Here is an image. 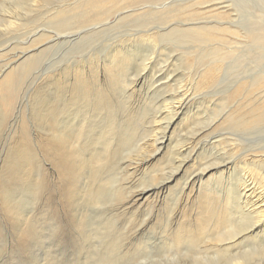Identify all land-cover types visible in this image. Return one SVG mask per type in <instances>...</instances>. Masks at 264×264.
<instances>
[{"label": "rangeland", "instance_id": "1", "mask_svg": "<svg viewBox=\"0 0 264 264\" xmlns=\"http://www.w3.org/2000/svg\"><path fill=\"white\" fill-rule=\"evenodd\" d=\"M84 1L0 0V72L6 70V74L12 71L15 74L12 86L0 90V115L2 116L0 117V264H46L43 260L45 259L44 253H46L47 247L45 241L33 240L28 245H24L14 240V237L18 234V231L14 228L15 219L5 210L7 204L3 200L4 191L2 188L5 185L3 180L13 168L10 160L21 146L24 148L22 132L26 130H29L30 138L35 140L33 147H35L36 163H33L30 168L37 171L43 167L49 173L51 188L44 190L39 188L32 202L31 199L26 198L28 196L25 194V182L20 184L18 178H11L10 185L7 187L12 188L15 186L19 194L16 195L25 196L20 201L21 209H26L29 212L28 217H35L38 220V227L41 223L46 227L53 224L52 222L60 227L65 228L66 225L69 227L66 240L70 243L72 241V245L66 248L68 245L56 243L57 248L55 246L52 248L54 252L58 249L59 252L65 251L69 262L59 260L53 262V264H88L89 262L86 261L89 252L88 246L84 245L80 238L81 230L73 224V218L71 217V213H74L73 206L63 201L65 192L59 190L57 193L55 192L54 187L59 186L56 178L57 171L50 162L44 161L42 157L39 139L41 127L40 122L36 121L40 118L38 113L41 101V76L46 72H52V74L55 72L54 74L57 76L59 72L56 71L63 70L66 72L65 79L69 81V84H64V86L71 87L75 66H78L77 71L79 73L87 70L86 74L89 75L87 78L95 86L97 85L95 82L98 81L96 76L99 75V80L103 86L102 92L104 90L103 94L107 97V106L111 108L113 113L114 111L115 113L118 112L116 114L121 118L118 119L119 117L115 116L114 121L116 120V124H121L122 121L128 122V126L130 125V129L134 132L132 134L135 141L137 140L139 144H134L137 148L132 147L127 151V155H133L136 159L134 161L137 162L132 167H129L130 160H127L123 163L124 165H121L123 168H117L119 164H115L116 161L110 163L109 168H107L108 181L119 182L117 187L122 185L121 189L130 187L128 192H134L135 195H133V201L130 200L133 207V209L130 208V212L125 209L124 212L116 213L113 212L114 208L110 203L107 205V214L112 212L114 216L108 215L110 217L116 216L111 226L116 225L121 233V237L118 238L121 239L119 240V251L122 252L119 256V263L223 264L228 259L226 255L234 257L233 255H238V252L242 255L246 250L251 251L250 255L255 259L254 263H264V223L250 237V242L238 238L236 242L238 246H236L234 252L221 256H214L212 254L214 251L211 250L201 251L202 247L206 246L205 242L207 241L205 236L200 233L198 235L202 236L201 240L197 241L193 247L195 250H200L197 256L194 252L187 251L184 243H177V237L174 240V237L170 236L171 232H176L178 236L179 230L190 232V229L195 232L196 228L204 226L206 228V225L215 227L211 222L213 219L208 217L209 212H203L201 205L206 206L205 198L215 193L216 190L210 187L222 183H224V186L229 185L231 178L239 173L248 172L250 175L249 180L252 177L253 183L257 185L258 192L254 195V201L258 200L259 195H264L263 172L251 165V156L264 155L261 152L264 149V120L261 122V126V123L248 127L239 125L241 121H247L249 118L246 116L249 114L248 109L255 104L262 103V98H264V90L252 87L250 80H248L250 77L260 75V71H264V45L261 46V49L256 47L252 50L249 49L250 46L246 48L243 44L238 43V40H242L233 33L235 31L240 33L241 29L244 30H241L244 33L254 25L253 28H255L252 29L255 30L254 34L258 33L259 35V31L262 30V39L254 41L251 39L252 44L254 42L258 45L259 42L264 44V27L262 28L264 22L256 21L259 12L254 9L259 7L256 6L257 4L264 3V0H252L250 4H248L249 0H125L126 2L119 1L116 5L107 6V9L100 15L101 17L95 19L96 21L87 24L75 22L76 24L74 23L69 28L65 27L62 30L58 22L53 20V12L60 6L61 9H75ZM252 3L253 5H251ZM222 7L228 9L224 10ZM224 11H227L228 14L223 17L221 13H224ZM248 11L257 14L256 19L249 16ZM74 13L78 14L77 11H72V14ZM7 20H13L19 26L10 28ZM230 26L236 29L232 28L231 33L218 34L217 29H225ZM204 27L217 28L213 30L214 32L212 31L214 39H212V36L208 37L207 34L203 33L198 39L191 36L188 39L189 41L182 40L180 34H172L169 39L162 40V36L171 33L173 30L191 32ZM238 28L240 30H237ZM163 29H168V32H162ZM144 32L155 33L154 41L150 40L153 42L152 45L149 42L142 41L147 40V38L142 39L143 35H148ZM157 32H159V35H157ZM198 33H202V30ZM56 34L67 37L66 39L70 41L60 43L58 46L53 45L55 48L50 47L49 44L51 51L46 50L48 42ZM71 35L73 37H70ZM253 37L255 36L253 35ZM129 49L133 52L136 51L137 57L127 63L131 71L125 75L128 77L134 74L140 77L135 78L138 82L134 89L125 90L128 84L118 86L119 83L114 82V79L118 80L119 78L116 77L115 70L117 71V69L111 68V59L115 55H118V58L123 57L126 55L125 51ZM24 52L30 53L23 60L13 64L17 55ZM218 52L221 54H218ZM146 53L150 55L153 63L144 72L145 67L144 64L142 65V60ZM213 53L218 58L215 59L217 56ZM106 55L107 60L104 62L105 64H102V59H105ZM13 57L14 59H12ZM89 62L92 65H89ZM86 67L87 69H85ZM94 68L98 74H96ZM163 72H165V79L159 81ZM207 74H211V76ZM19 75L21 77L18 79ZM110 75L114 79L111 78V80ZM129 78H132V76ZM62 83H64L63 79ZM162 85L165 86L166 94L162 89L164 88ZM242 85L244 86L242 87ZM71 88L75 89V87ZM237 90L238 92H236ZM178 91H181L187 97L184 104L185 109L166 133L165 143L153 147L151 141L154 140V136H157V134H162L163 129L161 128H164L167 123L166 120L162 119L165 117L164 115L159 117L161 113L158 111L165 112V106L172 102L170 96L176 95ZM9 93L14 94L12 105L15 106V110L13 108V115L5 118L6 121L3 123L4 113L2 112L6 109V104H9L7 97ZM165 99L169 103H164ZM123 118L125 119L123 120ZM107 119L108 124L110 120L108 117ZM155 119L156 123H154ZM30 121L36 125L33 127L31 123V125L29 124ZM140 149L143 151H140ZM180 150L183 153L181 156H177L181 153ZM129 151L130 153H128ZM22 153H24L25 160L23 156L19 155L15 158V162L26 161L25 150ZM9 156H11L10 160ZM180 157H190V161L184 165L180 174L176 175L175 173L174 176L176 177L172 182L166 181V191L160 197H156L157 194L151 192L152 194L148 193L144 198H140L139 194L143 190L149 188L151 190L153 185L169 178L170 172L172 173L178 166L176 161L178 162L177 159L181 160ZM256 162L258 167L264 169V164ZM133 167L138 168L135 171ZM163 169L166 170L167 177L165 175L160 177L158 171ZM206 169L208 170L207 173H204L205 175L202 173V178L198 183L184 193L176 213L172 215L174 213L172 211L175 209L171 202L174 192L180 189L186 178H194L193 175H198ZM34 180L39 182L38 178ZM219 187L224 188L222 185H219ZM208 189L211 192H208ZM117 190L118 194L123 192L121 196L126 195V191H121L118 188ZM52 192H54V195ZM49 193H52V196H50L52 208L48 210L45 209L44 201L42 202L39 197L45 198V195ZM262 198L264 199V197ZM217 205L218 208L221 207L219 203ZM262 205H264L263 202ZM223 211L219 215L221 218L225 216L226 210ZM100 217L97 219L98 221ZM236 225L241 230H246L253 225V222L238 221ZM140 227H143L144 233L142 232L138 237L139 241L134 239L135 236L133 235L137 233L135 230ZM21 229L22 231L27 230V226ZM220 230L221 228L218 229L216 235ZM114 235L117 236L118 234L114 232ZM165 237L170 240L173 239L171 240L172 243L164 241L163 238ZM78 243L81 245H78ZM216 245H218L217 250L219 247L225 248L226 242L217 243ZM213 256L214 258H212ZM223 257L225 260H223Z\"/></svg>", "mask_w": 264, "mask_h": 264}, {"label": "bare ground", "instance_id": "2", "mask_svg": "<svg viewBox=\"0 0 264 264\" xmlns=\"http://www.w3.org/2000/svg\"><path fill=\"white\" fill-rule=\"evenodd\" d=\"M35 1H37V0H35ZM119 1L126 2L125 0H88V1L85 0L83 3H80V6H78L77 8L75 7V9H72V10H69L68 8L67 9H61V6H60V8L57 6L60 10L57 8V10L55 12H53V16H54L53 20H55V22L56 21L58 22V25L61 27L62 30L65 27L69 28L75 22L80 23V24L91 23L93 21H96L95 20L96 18L99 19L101 17L100 15L103 14L102 12L105 9H107V6L116 5ZM251 2H252V0H249L248 4H250ZM220 5H222V4H220ZM251 5H253V3ZM254 5H256V4L254 3ZM256 6H259V7L254 8L255 11L259 12L258 15L256 14L258 17L257 19L255 17L256 16L255 13H252L251 11H248L247 13L253 19L255 18L256 21L264 22V3L257 4ZM223 9L225 10L228 8L224 7ZM72 11H77L78 14H76V13L72 14ZM227 14H228L227 11H224V13H221V15L223 17L226 16ZM48 20H49V18H48ZM53 20H52V22L54 24ZM249 20L252 21L251 18H249ZM49 22H51V21H49ZM8 26L11 28L14 26H19V25H17L15 22H13V20L12 21L10 20V21H8ZM248 26H251V25H248ZM253 26H252V28H250V30L245 31L244 33L241 32V30H243V29L240 30V28L237 29V30H240V33L238 31H235L233 33H234V35L241 38L242 41L238 40V43L243 44L244 47L248 48L250 46L249 49H252V50L255 49L256 47L258 49H261L262 48L261 46L264 44H261L259 42V45H258L255 42L252 44V42L254 40H258V39L261 40L262 39L261 38V31L262 30L259 31V35H258V33L254 34L255 30L253 31L252 29H254L255 27L253 28ZM183 27H184V25H183ZM263 27H264V25L262 26V28ZM232 28L236 29L235 27L230 26V27L225 28V29H220V28L217 29L215 27H212V28L204 27L201 29H197V31H191V32L190 31L173 30V31H171V33H167L164 36H162V40L163 39H165V40L169 39L172 36V34H180L182 36V38H181L182 40L189 41L188 39H190L191 36H193L195 39H198L201 36V34L203 35V33L207 34L208 37L212 36V33L214 32L213 30H215V29H217V31H219L218 32L219 35H222L225 32L231 33V31H233ZM248 28H246V29H248ZM168 29H163L162 32H164V33L168 32ZM200 30H202V33H198V32H200ZM144 33L148 34V35H143L142 39L147 38V40H142V41H146L147 43L149 42L152 45L153 42L150 40L154 41L153 38H154L155 33H153V34H149L150 32H144ZM191 33H193L194 35H192ZM218 34H217V36H218ZM157 35H159V32H157ZM253 35L255 37H253ZM78 36H79V34H78ZM68 37H69V35H68ZM70 37H73V35H71ZM66 38L64 36H61L60 34H56L48 42V48L46 50L51 51L50 47H53V45L58 46V45H60V43L68 41L69 39H66ZM215 38H216V36H215ZM212 39H214V37ZM227 39H229V38H227ZM251 39L253 41H251ZM87 41H88V39H87ZM183 42H185V41H183ZM49 44L51 45L50 47H49ZM53 48H55V47H53ZM132 48H134V47H132ZM124 49H126V48H124ZM132 50H134V49H132ZM132 50L129 49V50L125 51L126 55H124L121 58H118V55L117 56L115 55L111 59V68L117 69V71L115 70V72H116V77H118L119 79L115 80L114 77H112V75H110L111 77L110 76L109 77H110V79L111 78L114 79L115 83L116 82L119 83L118 86L124 85L125 83H126L125 86L128 84V86H127L128 88L125 87V90L134 89V86L138 82L137 79H135V78L140 77V76L134 75V74L129 75L128 77L125 75L127 72L131 71L129 69V66L127 63H129L135 57H137L136 51H134L135 52L134 53ZM237 50H238V48H237ZM31 52H33V51H31ZM29 53L30 52H24V53H21L20 55H17V57L15 59L16 61H14L13 64L18 62V61L23 60V58L28 56ZM218 54H221V53L218 52ZM214 55H213V57H214ZM215 56H217V55H215ZM216 58H218V56L215 57V59ZM12 59H14V57ZM260 59H262V58H260ZM106 60H107V55H106L105 59L104 58L102 59V64H105L104 62ZM152 63H153V60L151 59L150 55H148L146 53V56H144L143 60H142V65L144 64L143 66L145 67V69L143 71L145 72L147 70V68L150 65H152ZM92 64H93V62H92ZM92 64H90V62H89V65H92ZM77 68H78V66H75L73 69V75L74 76H73V80L71 83V87H75V89L71 88V87H65L64 86V84H67V83L69 84V81H67V79H65L66 72H64L63 70L57 69V70H59V71H56V72H59V74H57V76H55V74H54L55 72H53L54 75L52 74V72H46L43 76H41V79H40V82L42 83L41 87H40V89H41V92H40L41 101H40V107H39V113H38V115H40V118L37 120L35 119L37 122H40L39 125L41 127V129L39 130L40 131L39 139H40V144H41V153L43 155L42 157L44 158V161L46 160V162H48V163L50 162L52 164L53 168L57 171L56 178H57V181L59 182V184H58L59 186L54 187L55 192L57 193L58 190L63 192V193L65 192V197H64L63 201L64 202L66 201L73 206V212L74 213H71V217L73 218L74 226L81 230V235H80L81 237L80 238L84 242V245L88 246L89 252L87 253V256H86V258H87L86 261L87 262L89 261L88 264H120L119 263V260H120L119 256H121L122 252L119 251L120 250L119 240H121V239H118V238L121 237V233H120V230L118 229V227L116 225H114L113 227L111 226L112 222L115 221L116 216L110 217L109 216L110 214L112 216H114L111 211H110L111 213H108L109 215L107 214V205L110 203V205L114 208L113 212H116V213L120 212V211L124 212L125 209L127 212H130V208L133 209V207L131 206V203L133 201L132 198H133L134 192H131V191L128 192L130 190V187L128 189H124V188L121 189V187H123L122 185H119V187H117L119 182L114 183L115 181H108L109 178L107 177V168H109L110 163H112L113 161H116L115 164H119V166L117 168H120L121 165H124L123 163L126 162L127 160L128 161L130 160L129 161L130 162L129 167H132L134 165V163H137L136 161H134L136 159H134L133 155L132 156L130 154L127 155V151H128V149L130 150V148H132V147L137 148L134 146V144H138V142H137V140L135 141V138L132 134L134 132L132 131V129H130L131 126L130 125L128 126V124H129L128 122L125 123L124 121L121 120L122 121L121 124H116L117 123L116 120L114 121L115 116L116 117L118 116V114H116L118 112L115 113V111H114V113H113L111 108L107 106V97L103 94L104 90L102 92L103 86L101 85V81L99 80V77H98L99 75L96 76V79L98 78L97 79L98 81L95 82V83H97V85L95 86L94 83H92L91 81L88 80L87 77L89 75L87 76V74H86L87 70L82 71L80 69V71H82V73L80 72L81 73L80 74L77 71ZM85 69H87V67ZM98 69H100V68H98ZM90 70H92V69H90ZM94 70L96 71V74H98V72L95 68H94ZM5 71L6 70L0 72L1 73L0 90H2L4 87L12 86L13 78H15L14 77L15 74L12 73L13 71L10 73H7V74L5 73ZM211 72H213V71L211 70ZM161 75L162 76L159 75L160 76L159 81H163L165 79V77H164L165 72H163ZM207 75L211 76V74H207ZM131 76L135 80L132 78H129ZM19 77H21V76L19 75L18 79H19ZM62 79H63L64 83H62ZM248 80H250L252 87H254V88L257 87L259 89L264 90V71H260V75L255 76V77H250V78H248ZM243 86L244 85H242V87ZM162 87H164L162 89L165 93V90H164L165 86L162 85ZM239 87H241V86H239ZM236 92H238V90ZM131 95H134V94H131ZM7 97H8L9 104H6V109H4L2 112V113H4V118H3V120L1 119L3 123H4V121H6L5 118H7L10 115H13L12 114L13 108L15 107L12 105L14 94L9 93L7 95ZM186 98L187 97L185 94H182L181 91H178L176 95L170 96V101H172L171 103H169L168 100H166V99L164 100V103H169V104L165 106V109H164L165 112H160V111H158V112L161 113V115L159 114V117H161L162 115L165 116L162 119L166 120L167 123H166V126H164V128H161V129H163L162 134H157V132H156L157 136H154L155 137L154 140L151 141L153 147H157V145H163L165 143L166 133L170 129L172 123L182 114V112L185 109L184 104H185ZM177 100L179 102L176 103L175 101H177ZM263 101H264V98H262V103L255 104L254 106H251V108L248 109L249 114L246 116H248L249 118L247 119V121H241L239 124L240 126H242V127H245V126L248 127L250 125L256 126L264 120V112H263L264 111V102ZM14 110H15V108H14ZM158 110H160V109H158ZM124 112H126V111H124ZM0 117H2V116L0 115ZM107 117L110 120L108 124H107V120H108ZM129 117H131V116H129ZM132 118H136V117H132ZM118 119H121V118L119 117ZM124 119L125 118H123V120ZM129 119H131V118H129ZM156 119H157V117H156ZM156 119L154 120V123H156L155 122ZM30 123L32 124L33 127L36 125L32 121H30L29 124ZM151 124H153V123L151 122ZM261 125H262V123L260 124V126ZM133 127H134V125H133ZM138 127H140V125H138ZM22 135L24 136L23 137L24 148H23V146H21L20 149L21 148H23V149H21V150L19 149V151L14 154V156L11 160H10L11 156H9L10 164L13 168L11 167L12 170H10L7 177L3 180L5 182V185L2 188V190L4 191L3 200L7 204L6 207H8V208L5 207V210L8 213H10V215L13 217V219H15V222H14L15 227L14 228L18 231V234H16V236L14 237V240L17 243L24 244V245H28V243H30L33 240L45 241L44 243H46L47 247H46V253H44L45 259H43V260L45 261L46 264H53V262H56V261L58 262L59 260H64V261L69 262L67 259V255H66L65 251L59 252L58 251L59 249H58L57 251L54 252L52 250V248L54 246L56 247V243H60L61 245L62 244L68 245V246H66V248H68L69 246L72 245V241L70 243V242H67V240H66L69 227L67 225L65 228L60 227L59 225L54 224V222H52V221L51 222L53 224H49L47 226L45 225L46 227H44L42 225L43 223H41L42 226L39 224V227H38L37 226L38 220H36L35 217H28L29 212L26 209H24V210L21 209V202L20 201H22V199H24L25 196L24 195L23 196H17L19 194L17 193L15 186L12 188L7 187L10 185L11 178H18L20 181V184L25 182L24 183V184H26L25 194L28 196L26 198H28V200L31 199L32 202L34 199V195H35V193H38L37 191L39 190V188H41L43 190L47 189V188H51L49 173H47V171H45L43 169V167L37 171L30 168V166L33 163H36V155H35V150H34L35 147H33L35 140L30 138L29 130L22 132ZM147 144H145V145H147ZM144 147H146V146H144ZM158 148H159V146H158ZM141 149H140V151H143ZM146 149H147V147H146ZM23 150H25V152H26V161L25 162H15V158L17 156L20 155V156L24 157V155H23L24 153H22ZM28 150H29V152H28ZM261 152L263 154L264 149H262ZM128 153H130V151ZM182 153L183 152L181 151V153L179 155L177 154V156H181ZM135 158H136V156H135ZM189 158L190 157H182L181 160L177 159L178 162L176 161V163L178 166L175 168V170L172 173L170 172V175L168 174L169 178L164 180L163 182H160V183H157L156 185H153L152 186L153 189H151V190H149L150 188L147 190H143L139 194L140 198L141 197L144 198V196L148 193L152 194L151 192H154L155 194H157L156 197H160V195L166 191V186H167L166 181L168 180V181L172 182V180H174V177H176V176H174L175 173H176V175L180 174L184 165H186V163L190 161ZM24 160H25V157H24ZM251 160H252L251 165L254 166V168H256L257 170L262 171L263 172V178H264V169L262 167H258L256 165V163H257L256 161H258L259 164H264V155L251 156ZM144 163H146V162H144ZM96 166H98V167L96 168ZM121 168H123V167H121ZM137 168H134V170L136 171ZM165 171H166L165 169L158 171V172H160V177H164V175L167 177V174H165ZM207 171L208 170L206 169L205 171L198 173V175H193L194 178H192V177L186 178L184 180L183 184L181 185L180 189L178 191L174 192V195H172L173 199L171 200V202L173 204V207H175V209L172 211V212H174V213H172V215L176 213V210L179 206V202L183 199L182 196L184 195V193H186V191L188 189H190L191 187L195 186L196 183H198V181L202 178V173H203V175H205L207 173ZM119 173H120V171H119ZM124 173H125V168H124ZM247 173L248 172H244L243 174L237 173L238 175H236L235 177H232L231 182L229 181L230 183L228 182L229 185L226 184L224 186V183H222V184H218L217 186L213 185L212 187H210L212 189L214 188L216 191H215V193H213L214 195L211 194L205 198L206 206L201 205V208H202L203 212H205V211L209 212L208 217L213 219L211 222L215 225V227L210 226V225H206V228H205V226L200 227V228H196L195 232L193 230H190V229H189L190 232H185L183 230H179L178 236H177L176 232L175 233L171 232L170 236L174 237L173 238L174 240H175V237H177L176 242L180 243V244L184 243L185 249L187 251L194 252V254L196 256L200 250H198V249L195 250V248H193V247L197 241L201 240V237L203 235L205 236L207 242H205L206 246L202 247L203 249L201 251H203V250L214 251L212 253L214 256H221L224 254L225 255L229 254V252H234V249H236V246H238V245H236L238 238L242 239L243 241L247 240L248 242H250V237H252V235L256 231H258V229H260L264 223V205L261 206V203L262 202L264 203V199L262 198V197H264V195H259L260 197L258 196V200H256L257 199L256 198L255 199L256 201H254V195L257 194L258 188H257V185H255L253 183L252 177L249 180L250 175H249V173L248 174ZM124 176H126V175H124ZM35 178L36 179L38 178L39 182H37V180H34ZM219 183H221V182H219ZM256 183H257V181H256ZM109 184H110V186H109ZM129 184H130V182H129ZM219 185L220 186L222 185V187H224V188H220ZM23 187H25V186L23 185ZM117 188L121 191L122 190L126 191V195H124V197L121 196L123 194V192L118 194ZM65 190H67V191H65ZM20 191H18V192H20ZM52 191H53V189H52ZM133 191H134V189H133ZM208 192H211L210 189H208ZM52 193L54 195V192H52ZM52 193L45 195V198L42 196L39 197L42 202L44 201V206L46 207L45 209L49 210L50 208H52L51 197H50V196H52ZM16 199H17V201H16ZM130 200H132V201H130ZM118 201H119V203L117 204ZM260 201H262V202H260ZM217 203H219V205L221 206L220 208H218ZM59 204H60V201H59ZM113 204H116V205H113ZM223 210H226L225 216L221 218V217H219V215L221 214L220 212H222ZM100 215H101V217H100ZM99 217H100V220L98 221L97 219ZM119 217H120V215H119ZM238 221H240V222L241 221H243V222L244 221H247V222L252 221L253 225L250 226L249 229L241 230V228L236 225V222H238ZM66 222H67V220H66ZM24 226H27V230L22 231L21 228ZM207 226H209V227H207ZM211 227H214V228H211ZM217 228L218 229L221 228L218 235H216L217 231H218ZM114 232H116L118 235L117 236L114 235ZM135 232H137V233L136 234L134 233V235H133V236H135L134 239H138L140 234L143 232V227L138 228L137 230H135ZM244 232H246V233H244ZM199 233L202 234L201 237L198 235ZM210 233H212V234H210ZM163 239H164V241H167V242L168 241L171 242V240H173V239H171V240L168 239V237L167 238L165 237ZM222 242H226V247L225 248L219 247V249L217 250L216 248L218 245H216V244L222 243ZM139 244H141V243H139ZM78 245H81V244L78 243ZM146 246H147V248H149L148 245H146ZM240 246H242V245H240ZM250 252L251 251L246 250V251H244V253L242 252L243 253L242 255H240L241 253L239 254V252H238V255H233L234 257H230V256L228 257L226 255V257L228 259L223 264H264V263H254L255 259H253L251 257ZM214 256L212 258H214ZM220 259H222V258H220ZM207 260H206V262H207ZM223 260H225L224 257H223ZM154 264H174V263L156 262ZM199 264H201V263H199Z\"/></svg>", "mask_w": 264, "mask_h": 264}]
</instances>
